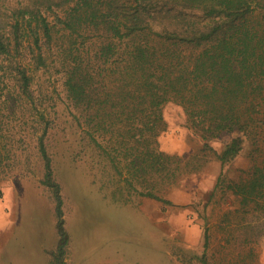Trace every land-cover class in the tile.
<instances>
[{"label":"trees","instance_id":"trees-1","mask_svg":"<svg viewBox=\"0 0 264 264\" xmlns=\"http://www.w3.org/2000/svg\"><path fill=\"white\" fill-rule=\"evenodd\" d=\"M39 71L60 76L74 120L127 181H156L144 194L173 204L158 181L217 162L214 192L264 220V0H0V175L20 157V110L42 124L29 134L56 201L51 264H67L62 187L46 143L54 124L33 88ZM169 102L201 139L196 152L162 149ZM246 150L248 168L224 170Z\"/></svg>","mask_w":264,"mask_h":264},{"label":"rangeland","instance_id":"rangeland-1","mask_svg":"<svg viewBox=\"0 0 264 264\" xmlns=\"http://www.w3.org/2000/svg\"><path fill=\"white\" fill-rule=\"evenodd\" d=\"M33 88L54 124L46 143L62 187L67 264H264V220L237 210L233 194L214 192L220 163L179 181H158V193L173 204L144 194L156 181H127L112 166L74 120L59 75L39 71ZM164 110L162 149L196 152L201 139L186 126L182 107L169 102ZM17 115L25 140L17 144L19 160L0 175V264H51L59 239L56 201L41 181L38 135L29 134L40 123L20 110ZM249 164L246 150L224 170L237 176Z\"/></svg>","mask_w":264,"mask_h":264}]
</instances>
